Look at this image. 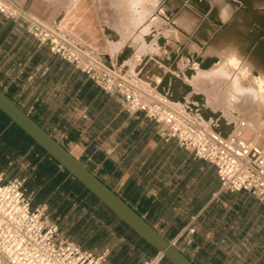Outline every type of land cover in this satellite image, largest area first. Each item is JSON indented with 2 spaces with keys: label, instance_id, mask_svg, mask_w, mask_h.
Segmentation results:
<instances>
[{
  "label": "crops",
  "instance_id": "0c3cea01",
  "mask_svg": "<svg viewBox=\"0 0 264 264\" xmlns=\"http://www.w3.org/2000/svg\"><path fill=\"white\" fill-rule=\"evenodd\" d=\"M44 69L47 74L41 76ZM0 89L73 155L84 157L89 169L159 232L183 244L178 247L195 264H264V207L253 194L221 191L215 166L174 140L165 142L155 123L125 108L120 95L103 91L51 54L28 33L26 22L1 14ZM0 117L19 130L1 111ZM36 149L31 144L30 154L46 157ZM16 159L13 165L9 156L0 173L6 180L31 177L20 168L34 159ZM76 242L91 250L86 239ZM125 245L138 250L135 243ZM108 264L133 262L118 255Z\"/></svg>",
  "mask_w": 264,
  "mask_h": 264
},
{
  "label": "rangeland",
  "instance_id": "374dc122",
  "mask_svg": "<svg viewBox=\"0 0 264 264\" xmlns=\"http://www.w3.org/2000/svg\"><path fill=\"white\" fill-rule=\"evenodd\" d=\"M17 1L27 5L51 27L58 28L56 30L62 35L98 60L115 64L114 60L122 50L129 48V58L124 63L128 65L127 74L134 79L139 76L136 81L140 86L159 92L156 84L153 87L151 76L166 70L141 68L136 73L135 69L141 59L151 54V49L165 44V35L170 32L168 26L160 28L115 21L113 12L115 14L117 10L111 0H27V4L26 0ZM145 28L149 31H142ZM150 58L161 63L158 56ZM180 72L182 69L168 71L172 79L174 76L182 79ZM172 82L165 88H170L167 95L174 88L172 105L186 112L206 131L218 137L222 135L228 145L238 151H248L254 146L264 148V109L250 94L233 91L224 78L217 76L203 82L190 79V90L181 85L174 86ZM30 146L20 130L0 117V167L9 156L13 157V165L17 157L20 163L24 158L29 162H32L30 157L34 159L33 165L20 164V169L32 175L27 176V180L33 200L48 203L51 218L57 221L62 234L75 241L86 239L91 250L109 249L107 262L123 255L125 261L131 258L133 264H144L146 243L50 158L40 160L38 155L30 154ZM80 160L86 162L82 156ZM50 188L56 189L57 194L50 192ZM127 242L135 243L138 250H129L125 245ZM175 244L183 246L178 242Z\"/></svg>",
  "mask_w": 264,
  "mask_h": 264
},
{
  "label": "built area",
  "instance_id": "2783aa9c",
  "mask_svg": "<svg viewBox=\"0 0 264 264\" xmlns=\"http://www.w3.org/2000/svg\"><path fill=\"white\" fill-rule=\"evenodd\" d=\"M0 14L6 19L24 21L27 31L51 54L72 64L103 91L120 95L128 110L142 113L155 123L165 142L176 141L197 159L215 166L221 191L253 194L264 207V148L248 151L231 148L221 137L202 128L186 112L165 99L140 89L125 73H118L110 62H100L83 48L33 18L14 0H0ZM47 70L41 71L45 76ZM26 177L5 179L0 173V264H108L109 249L83 248L65 237L51 218L48 203L33 204ZM190 233L195 228L189 229ZM164 253L157 251L144 264H166Z\"/></svg>",
  "mask_w": 264,
  "mask_h": 264
},
{
  "label": "bare ground",
  "instance_id": "6f19581e",
  "mask_svg": "<svg viewBox=\"0 0 264 264\" xmlns=\"http://www.w3.org/2000/svg\"><path fill=\"white\" fill-rule=\"evenodd\" d=\"M111 1L117 10V16L113 12L115 21L160 28L168 26L170 30L165 35V44L151 49L149 56L140 58L135 69L136 73L141 68L169 72L182 69V79L175 76L172 79L168 71H161L162 75L154 72L151 83L154 88L156 84L160 94L140 86L136 81L139 76L134 79L127 74L128 65L124 63L129 58V48L123 49L122 54L114 60L115 64H111L116 72L124 71L126 77L140 89L172 105L174 88L168 95L170 88L165 89L167 84L173 83L172 80L174 86L181 85L185 90H190V79L203 82L217 76L224 78L233 91L250 94L264 109V0ZM146 30L149 31L148 28L142 29ZM150 56L160 57L161 63ZM177 98L183 101V98ZM215 134L218 135V132Z\"/></svg>",
  "mask_w": 264,
  "mask_h": 264
},
{
  "label": "water",
  "instance_id": "95a60500",
  "mask_svg": "<svg viewBox=\"0 0 264 264\" xmlns=\"http://www.w3.org/2000/svg\"><path fill=\"white\" fill-rule=\"evenodd\" d=\"M0 111L139 238L156 251L164 253L169 264H195L173 241L165 237V235L142 217L118 193L105 184L84 162L73 155L71 151L35 121L2 89H0Z\"/></svg>",
  "mask_w": 264,
  "mask_h": 264
},
{
  "label": "trees",
  "instance_id": "16d2710c",
  "mask_svg": "<svg viewBox=\"0 0 264 264\" xmlns=\"http://www.w3.org/2000/svg\"><path fill=\"white\" fill-rule=\"evenodd\" d=\"M15 127H17L16 125H15ZM18 128V127H17ZM19 129V128H18ZM20 130V129H19ZM21 131V130H20ZM22 133H23V135L25 136V138L32 144V145H34L36 148H37V150H39L41 153H43V154H45L46 155V157H48V158H50L55 164H57V165H59L54 159H52L49 155H47L46 153H45V151L42 149V148H40L38 145H36L35 143H34V141L28 136V135H26L23 131H21ZM65 171V170H64ZM68 175H69V173L67 172V171H65ZM49 176H51V174H49ZM70 176V175H69ZM72 177V176H71ZM73 178V177H72ZM74 179V178H73ZM75 181L76 182H78L76 179H75ZM79 183V182H78ZM80 184V183H79ZM81 185V184H80ZM82 186V185H81ZM83 187V186H82ZM86 191H88L87 189H86ZM50 192H55V194H57V192H56V189H53V188H50ZM89 192V191H88ZM90 193V192H89ZM91 194V193H90ZM92 195V194H91ZM113 214V213H112ZM114 215V214H113ZM115 216V215H114ZM124 224V223H123ZM146 243V242H145ZM146 245H147V248H146V253L148 254V255H153V254H155L157 251L154 249V248H152L150 245H148L147 243H146ZM168 263V262H167ZM169 264V263H168Z\"/></svg>",
  "mask_w": 264,
  "mask_h": 264
}]
</instances>
